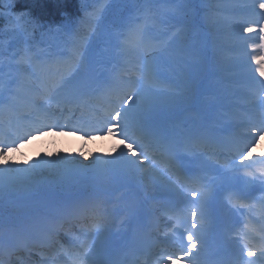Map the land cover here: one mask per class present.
Segmentation results:
<instances>
[{"label":"snow or ice","instance_id":"6c2138e0","mask_svg":"<svg viewBox=\"0 0 264 264\" xmlns=\"http://www.w3.org/2000/svg\"><path fill=\"white\" fill-rule=\"evenodd\" d=\"M256 2L257 0H253L250 9L246 6L245 10H250L253 15L258 16L259 13L255 12ZM259 8L264 10V2H259ZM102 12L101 8L99 13L95 14L97 19ZM252 23L254 21L241 24L243 31L256 32L257 29L251 26ZM16 24L24 33L33 27L30 21L26 22L23 18L18 19ZM47 34L54 35L52 29H49ZM176 40V36L167 39L156 37L149 29L139 25L130 27L127 34L116 38L114 47L124 64L119 72L115 67L111 72L112 81L118 82L115 91L119 107L109 112L110 119L117 123L108 127L107 132L109 135H117L114 129H120L119 135L123 138L119 140L117 147L123 145L125 151H121L113 160H101L97 157L92 164H82L79 160L60 157L57 160H37L30 167L21 168L11 166L8 157V153L18 152L35 136L43 135L45 130H59L61 125L55 119L58 112L63 113L65 109L79 108L90 102L91 84L88 76L91 69L89 57L82 50L84 42H73V56L69 60L64 59L65 53L53 51L51 47L41 52L25 49L24 54L16 61L15 68L12 67V61L16 60V54L8 57V73L0 76V210L7 212L10 208H16L20 200H34L39 191L33 180L36 171L42 166L52 169V178L47 185L48 199L35 201L18 209L20 231H31L35 237L34 243L40 242L41 235L52 239L57 235L50 215L55 211L58 218L73 216L90 222L81 228V239L77 245L63 253L65 258L70 259L71 264H123L113 244L110 213L105 197L118 181L134 177L140 171L146 170L144 161L153 165L151 172L165 184L172 199L170 208L178 217L185 203L184 188L191 183L201 184L204 189L199 193L201 201L187 202L196 203L200 208L199 218L196 208L191 210L194 221L191 228H196L197 225L204 227L202 221L207 215L206 204L218 191L230 193L228 203L233 207H237V202L242 201L238 206L248 207L249 211L256 209L257 204L264 209V197L257 201L251 192L237 190L231 186L233 178L229 176L228 170H217V179L205 182L202 177L181 173L176 168L173 159L174 141L160 121L161 114L169 109L184 91L171 75L163 71L172 63L179 65L186 62L187 53L177 46ZM257 47L261 51L255 54L256 49H253L250 63L256 66L254 73L264 78V26L259 28ZM3 64L4 61L0 58V65ZM252 80L254 83H260L255 80V75ZM109 90L111 91V85ZM22 109L35 113L37 117L25 125L23 130L19 125V113ZM49 120L51 123L44 122ZM9 135H15L16 139L9 141ZM261 135H264V130ZM257 143V139L253 137L237 149V155L231 161L232 171L248 169L257 163L252 157V149ZM157 151L164 157L160 160V168L154 163L157 157L150 156V153ZM81 155L85 160L88 158L84 153ZM237 159L239 165L236 164ZM249 160L251 163L245 164V161ZM169 171L174 172L175 179L168 175ZM88 173L91 175L88 176V184L83 191H68L78 175ZM246 175L251 177V180L244 182L246 187L259 180L261 190L264 191V171H261L259 176L251 172ZM191 194L195 196L197 192L193 191ZM250 231L257 233L258 245L251 242L248 232L238 234V241L234 242L238 257L230 264H264V227ZM183 236L184 233H181L177 237L178 252L162 249L159 253L160 259L166 260L167 264H176L177 260L181 261V264L185 261L187 264H202L205 248L203 234L187 231V244L184 243ZM9 246L0 245V248L6 250ZM245 254L248 257L256 256L258 259L244 260ZM0 264H3L2 260Z\"/></svg>","mask_w":264,"mask_h":264},{"label":"rangeland","instance_id":"374dc122","mask_svg":"<svg viewBox=\"0 0 264 264\" xmlns=\"http://www.w3.org/2000/svg\"><path fill=\"white\" fill-rule=\"evenodd\" d=\"M249 1L253 2V0H249ZM259 2H264V0H257L255 4L256 5L255 12L259 13V15L252 16L253 18L257 17L255 21L257 26L254 27L257 29V31L252 32V33L246 32L244 34L246 39L247 38L254 39V38L259 37V28L261 26H264V10H261L259 8ZM240 7L241 9L245 8L243 4H240ZM182 9L184 8L182 7L181 3L178 2L177 0H161L160 1V6H159L160 14L159 15L162 20L160 19L159 24H161L164 30L167 31L166 22L171 21L172 19H176V18L179 19L180 17H182L184 13ZM148 20L149 22L155 21L154 18H149ZM152 32H153V35H157V36H159L161 33L160 31H152ZM170 34L173 35L172 32ZM97 37L100 41H104V45L101 47V53L99 55V58L95 59V62L98 63L99 65L98 67L100 69H102L103 67H106V63L108 61H113L114 66H116V59L118 56L116 49L114 47L116 43V37L114 38L111 37L108 40L105 29H102L97 35ZM203 43H204L203 35H197L189 45L187 44L183 45L181 43L179 44L176 40L177 46L179 48L184 49L185 52L187 53L185 57L186 62L179 64V65L176 63H172L170 67L163 69L165 74L171 75L170 69L173 72V74L171 75L172 77H178V74L180 76H183L186 73H189L190 75L193 76V73L194 74L200 73L202 69V61H203V58L205 57V53L203 50ZM254 48L256 49L255 54H259L261 50L258 51L255 45L250 47L249 43L247 45L241 40H240V44L233 48V52L239 54L238 56H247V58L240 59L241 63L245 62V66H244L245 68L241 70L239 69L238 71L235 72L236 82L234 81L235 88H238L236 90H239L238 91L239 96L237 97V100L241 103H244V107H246L245 103L247 102L250 103L248 105L262 104L264 106V87L261 86V85H264V78H261L259 77L258 74L254 73V69L256 66L255 64L250 63V57L252 54H254L253 53ZM117 71L119 72L118 68H117ZM253 75H255V80L260 82L259 84L253 82L252 80ZM183 81L184 80L182 79V82ZM180 85L182 86L183 83ZM256 88L258 90H256ZM251 89H254V90H251ZM183 90L185 91V89ZM260 91H262L261 94H260ZM249 95H253L255 98L251 101V98L248 97ZM128 106H131V105H128ZM87 107H91V106L87 105ZM253 108L252 107L250 109L245 108V110L249 112V110L251 111L253 110ZM74 110L76 111V108ZM62 114L64 113H60V115L58 116L59 124H60L59 117H61ZM75 115L76 114L74 113L73 116L75 117ZM88 115L89 113L87 112L86 115H81L79 117H76L77 118L76 122L82 124V122L85 121L86 118L88 120V117H89ZM236 116L238 117L242 125L248 126V129L244 130L247 142L251 140L253 137H255L258 141V143L256 144V147L252 149L253 155H255V153H259L260 151H262V148L264 150V135H261V131L264 130V125L259 126L257 124L258 125L257 128L259 127L262 129L260 131H256V129L251 127L250 125L252 122L256 124V121H259L258 119L245 118L246 120H243V117H242L243 115L239 113ZM72 121H73V117L68 118L69 124ZM69 124H67V126L65 127H68ZM45 132H47L48 134L44 138H42L41 135H37L29 143L23 145V147H21L18 152L8 153L10 165L14 167L19 164H23L22 168L30 167L31 165L37 162V158L39 159L37 155H42L43 160L45 159L57 160L60 157H65L66 159H69V160L71 159L79 160L82 164H92V162L96 160L97 157H99L101 160H109L110 157H113V156L117 157L121 151H125L124 147L121 145H119L118 147L115 146V151H113L114 146L110 148V145H108L107 139H105L104 137L103 138L102 137L101 138L99 137L88 138L86 135H83L82 133L72 132L71 130H62L61 128L59 130L53 129L52 132L45 130ZM62 133L68 134L69 137L63 136L64 134ZM44 139L46 140V142H44L45 141ZM210 141H213V140L211 139ZM215 141L219 145L223 143L228 144V141L218 142L217 139ZM37 144H40V148H38L39 146H37ZM27 145L29 146L27 147ZM33 145L35 146L32 148ZM117 145H118V142H117ZM82 153L87 155L88 158L86 160L81 155ZM27 154L36 156L37 157L36 160H32L30 157L27 156ZM130 159H134V157H130ZM249 163H251V161H249ZM52 173H53L52 169H49L47 166H42L40 169L36 171V174L33 177V180L35 181L37 178L39 179L41 176H44V175L51 176ZM144 173L145 171H140L138 173L140 179L142 180V175H143L144 177H147L146 180H148L149 174L148 173L144 174ZM118 195L119 193H116L114 195V198H117ZM262 197H264V192L262 194ZM254 211H258L261 214L260 218L264 216V209H261L260 205H258L256 210Z\"/></svg>","mask_w":264,"mask_h":264},{"label":"trees","instance_id":"16d2710c","mask_svg":"<svg viewBox=\"0 0 264 264\" xmlns=\"http://www.w3.org/2000/svg\"><path fill=\"white\" fill-rule=\"evenodd\" d=\"M215 0H208L210 5H213ZM190 4L194 7V13L188 18L189 22L199 24V22L209 26L213 13L210 9L197 4L191 0ZM79 0H0V37H11L13 34L22 35V40L31 42V46L43 44L46 37L45 35L49 29L53 32L59 28L65 27L67 22L74 27L78 24L85 27L87 24L88 14L84 16L85 21H79L83 17L80 11ZM125 9L122 8V12ZM23 18L24 21H30L32 28L29 29L28 35L20 29L16 21ZM109 19H117L109 18ZM56 29V30H54Z\"/></svg>","mask_w":264,"mask_h":264},{"label":"bare ground","instance_id":"6f19581e","mask_svg":"<svg viewBox=\"0 0 264 264\" xmlns=\"http://www.w3.org/2000/svg\"><path fill=\"white\" fill-rule=\"evenodd\" d=\"M252 44V43H251ZM111 95V94H110ZM25 110V109H23ZM99 131H104L105 133H107V128L108 127H103L102 124H100L98 127H96ZM46 178H49V177H52L51 176H48L46 175L45 176ZM195 232H201L203 234V238H205L207 235H209V232H208V228H206V225H204V227L202 228L200 225H197L196 228H194Z\"/></svg>","mask_w":264,"mask_h":264}]
</instances>
